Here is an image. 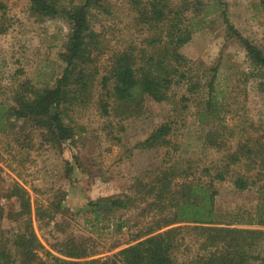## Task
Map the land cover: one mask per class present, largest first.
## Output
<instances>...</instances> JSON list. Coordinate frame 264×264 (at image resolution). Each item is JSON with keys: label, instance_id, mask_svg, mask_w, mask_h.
<instances>
[{"label": "rangeland", "instance_id": "rangeland-1", "mask_svg": "<svg viewBox=\"0 0 264 264\" xmlns=\"http://www.w3.org/2000/svg\"><path fill=\"white\" fill-rule=\"evenodd\" d=\"M0 1L5 4L0 10V28H4L0 31V103H10L9 87L16 81L55 84L64 67L60 53L70 26L60 15L32 14L29 0ZM82 1L61 0V5L69 7ZM181 1L171 0L174 4ZM187 1L192 7L197 0ZM202 1L195 5L202 26L181 51L197 67L219 62L215 82L216 100L221 104L217 125L205 124L197 117V102L205 95V88L192 95L184 84H176L172 87L174 103L146 97L141 114L119 120L100 115L98 84L92 102L69 108L66 121L74 126L75 136L63 149L44 140L31 120L15 119L11 126L6 125L7 130L0 128V203L7 212H16L20 201L14 196L7 199L4 194L14 184L28 192L31 224L44 264L53 263L47 250L57 254L55 247L62 242L74 240L89 254L111 259L118 249L136 242L148 229L162 231L168 227L177 229L173 249L176 264H204L215 248L203 246L193 222L162 226L174 214L171 199L182 181H213L217 225L257 226L258 207L264 203V151L230 162L224 179L214 177L239 144L264 141V93L256 88L245 49L236 38L227 36L221 11L225 8L235 28L264 50V8L260 0ZM136 15L129 0H101V6L92 9L91 26L99 33L103 63L130 43L144 44L148 32L138 24ZM184 95L186 100H182ZM165 120L172 121L168 146H135ZM216 128L222 138L211 146L205 138ZM162 172L170 181L164 199L156 196V188L149 192V185L159 184ZM237 176L247 180L245 189L236 187ZM114 199L120 203L113 205ZM24 219L4 216L0 232L12 237L23 229Z\"/></svg>", "mask_w": 264, "mask_h": 264}, {"label": "trees", "instance_id": "trees-1", "mask_svg": "<svg viewBox=\"0 0 264 264\" xmlns=\"http://www.w3.org/2000/svg\"><path fill=\"white\" fill-rule=\"evenodd\" d=\"M218 4V0H213ZM136 11L138 24L148 33L143 45L130 43L114 51L103 63L102 43L90 21L92 9L101 6V0H83L69 7L62 6L61 0H29V11L38 16H63L67 19L70 31L60 58L64 63L60 76L54 85L38 86L32 80L22 79L14 82L10 103H0V128L15 119H27L41 130L44 140L63 149L75 136V128L66 121L69 108L85 107L94 96L96 85H100L97 106L101 116H116L119 120L142 113L146 97L157 102H175L172 87L184 84L187 92L197 95L206 89L205 95L197 102V117L205 124H218L220 105L216 100V76L219 62L213 66L197 67L196 62L186 57L181 47L187 43L192 33L201 28L197 19L196 7L202 0L190 3L182 0L174 4L171 0H129ZM264 8V0H260ZM211 5H208L210 8ZM5 4L0 1V10ZM192 15L188 16L187 12ZM221 16L226 24L227 36L236 38L246 51V57L256 78V88L264 93V50L243 36L230 21L225 8ZM4 28H0L2 31ZM187 96H183L182 100ZM30 121V122H31ZM7 125V126H6ZM122 127V125H121ZM172 121L165 120L152 128L148 135L135 146L149 149L168 146L171 143ZM218 128L207 132L205 141L211 146L220 143ZM256 147V148H255ZM264 151V141L258 144H239L227 156L229 161L214 178L224 179L229 163L241 157H252ZM170 175H173L171 172ZM159 184L149 185V192L157 191L163 197L168 192L169 179L166 173L159 176ZM237 188L248 186L246 179L237 176ZM141 185V183L139 182ZM172 196L174 214L162 224L193 222L202 235L204 247L215 248L204 260V264H264V203L258 207L257 226L217 225L215 216V194L213 181H182ZM144 187V185H141ZM164 194V195H163ZM163 195V196H162ZM16 197L19 210L6 211L0 203V222L7 219H23V229L12 233L8 238L0 232V263L2 264H44L39 257L41 249L31 224V200L28 192L14 184L4 194L7 199ZM113 205L120 203L112 200ZM150 228L137 241L121 247L110 259H101L89 254L87 249L74 240L58 244L50 264H176L173 254L175 227ZM14 249V255L12 250Z\"/></svg>", "mask_w": 264, "mask_h": 264}]
</instances>
